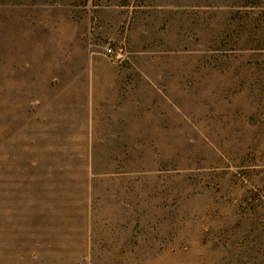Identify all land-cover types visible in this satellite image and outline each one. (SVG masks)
Returning a JSON list of instances; mask_svg holds the SVG:
<instances>
[{"label":"rangeland","instance_id":"1","mask_svg":"<svg viewBox=\"0 0 264 264\" xmlns=\"http://www.w3.org/2000/svg\"><path fill=\"white\" fill-rule=\"evenodd\" d=\"M0 264H264V0H0Z\"/></svg>","mask_w":264,"mask_h":264},{"label":"built area","instance_id":"2","mask_svg":"<svg viewBox=\"0 0 264 264\" xmlns=\"http://www.w3.org/2000/svg\"><path fill=\"white\" fill-rule=\"evenodd\" d=\"M104 50H105V54L107 56H114L115 55V50H114L113 46L110 44L107 45Z\"/></svg>","mask_w":264,"mask_h":264}]
</instances>
